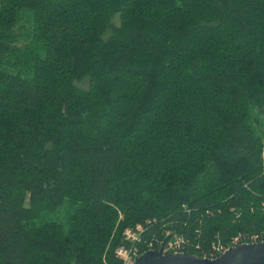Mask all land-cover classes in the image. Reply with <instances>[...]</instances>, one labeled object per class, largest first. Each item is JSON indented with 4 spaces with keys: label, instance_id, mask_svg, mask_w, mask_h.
Listing matches in <instances>:
<instances>
[{
    "label": "trees",
    "instance_id": "1",
    "mask_svg": "<svg viewBox=\"0 0 264 264\" xmlns=\"http://www.w3.org/2000/svg\"><path fill=\"white\" fill-rule=\"evenodd\" d=\"M263 127L264 0H0V264L264 236Z\"/></svg>",
    "mask_w": 264,
    "mask_h": 264
},
{
    "label": "built area",
    "instance_id": "2",
    "mask_svg": "<svg viewBox=\"0 0 264 264\" xmlns=\"http://www.w3.org/2000/svg\"><path fill=\"white\" fill-rule=\"evenodd\" d=\"M143 233L144 228L141 225H137L134 228H127L124 231L123 237L125 242L128 243V246H121L115 251V257L121 264H134L136 259H138L142 254L148 251H153V243L145 242L142 238ZM262 241H264L263 234H237L226 244L218 243L211 246V250H208L207 254L203 255L202 258L212 260L218 258L230 248ZM162 243L156 242L155 245L158 246V248L154 251H158ZM162 248L164 254L183 253L180 251L182 248L180 239H175L173 241H169L168 243L165 242Z\"/></svg>",
    "mask_w": 264,
    "mask_h": 264
},
{
    "label": "water",
    "instance_id": "3",
    "mask_svg": "<svg viewBox=\"0 0 264 264\" xmlns=\"http://www.w3.org/2000/svg\"><path fill=\"white\" fill-rule=\"evenodd\" d=\"M163 244L158 251L142 254L134 264H264V241L230 248L212 260L187 253L164 254Z\"/></svg>",
    "mask_w": 264,
    "mask_h": 264
},
{
    "label": "rangeland",
    "instance_id": "4",
    "mask_svg": "<svg viewBox=\"0 0 264 264\" xmlns=\"http://www.w3.org/2000/svg\"><path fill=\"white\" fill-rule=\"evenodd\" d=\"M263 132H264V127H263Z\"/></svg>",
    "mask_w": 264,
    "mask_h": 264
}]
</instances>
